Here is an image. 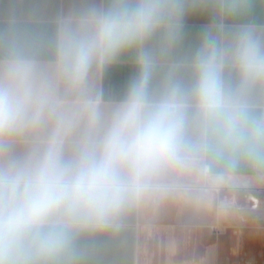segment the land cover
Listing matches in <instances>:
<instances>
[{"label": "clouds", "instance_id": "1", "mask_svg": "<svg viewBox=\"0 0 264 264\" xmlns=\"http://www.w3.org/2000/svg\"><path fill=\"white\" fill-rule=\"evenodd\" d=\"M251 0H0V264H83L133 203L208 159L264 169ZM212 18L195 46L189 16ZM131 54L109 93L102 69Z\"/></svg>", "mask_w": 264, "mask_h": 264}, {"label": "crops", "instance_id": "2", "mask_svg": "<svg viewBox=\"0 0 264 264\" xmlns=\"http://www.w3.org/2000/svg\"><path fill=\"white\" fill-rule=\"evenodd\" d=\"M70 0H50L53 8ZM207 14L191 15L185 43L195 46ZM244 22L264 24V0H251ZM131 54L101 70L109 93L132 71ZM166 195L130 205L114 233L86 242L83 264H264V169L243 158L208 159Z\"/></svg>", "mask_w": 264, "mask_h": 264}]
</instances>
